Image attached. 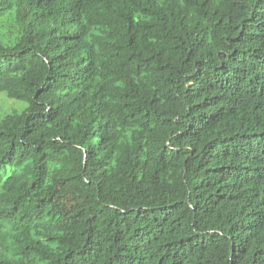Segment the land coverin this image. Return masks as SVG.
<instances>
[{"label": "trees", "instance_id": "obj_1", "mask_svg": "<svg viewBox=\"0 0 264 264\" xmlns=\"http://www.w3.org/2000/svg\"><path fill=\"white\" fill-rule=\"evenodd\" d=\"M0 264H264V0H0Z\"/></svg>", "mask_w": 264, "mask_h": 264}, {"label": "rangeland", "instance_id": "obj_2", "mask_svg": "<svg viewBox=\"0 0 264 264\" xmlns=\"http://www.w3.org/2000/svg\"><path fill=\"white\" fill-rule=\"evenodd\" d=\"M24 104L21 102L9 100L4 94H0V119L3 115L14 111H20L24 108Z\"/></svg>", "mask_w": 264, "mask_h": 264}]
</instances>
